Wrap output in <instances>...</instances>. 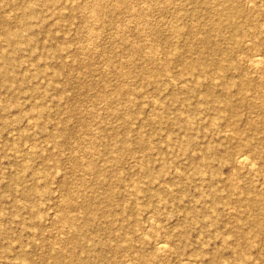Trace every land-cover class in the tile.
<instances>
[{"label": "rangeland", "instance_id": "obj_1", "mask_svg": "<svg viewBox=\"0 0 264 264\" xmlns=\"http://www.w3.org/2000/svg\"><path fill=\"white\" fill-rule=\"evenodd\" d=\"M55 1L0 0V264H264V0Z\"/></svg>", "mask_w": 264, "mask_h": 264}, {"label": "bare ground", "instance_id": "obj_2", "mask_svg": "<svg viewBox=\"0 0 264 264\" xmlns=\"http://www.w3.org/2000/svg\"><path fill=\"white\" fill-rule=\"evenodd\" d=\"M50 3L54 4L56 1L55 0H48ZM124 1V0H123ZM206 1V0H205ZM227 2H229V4L231 3V0H226ZM211 2V1H210ZM196 3V2H195ZM233 3V2H232ZM51 4V5H52ZM228 4V3H227ZM129 5V4H128ZM234 5V4H233ZM117 5L115 4L114 7H116ZM224 6V5H223ZM240 6V5H239ZM258 6V5H257ZM112 7V8H114ZM215 9V8H214ZM220 9V8H219ZM151 10V9H150ZM229 9H220L217 14L219 16V18L221 20H224V21H229L231 20L233 17H232V11H228ZM194 13V12H193ZM97 15V14H96ZM25 16V15H24ZM147 18V17H146ZM225 22V23H226ZM22 23V22H21ZM233 23V21H232ZM85 24V23H84ZM215 24V23H214ZM220 24V23H219ZM25 26L24 23H22V27ZM192 26V25H191ZM216 28V27H215ZM237 29V28H236ZM171 30V29H170ZM174 31V30H173ZM10 31L6 32V39L8 42H10L13 38H16L18 37V35L16 33H9ZM255 32V31H254ZM216 37V36H215ZM258 39V38H257ZM204 40V39H203ZM168 41V40H167ZM198 41V40H197ZM16 42V41H15ZM202 42H205V41H202ZM208 43V42H207ZM15 44V43H14ZM235 44V42H234ZM17 46V45H16ZM132 47V46H131ZM229 52V51H228ZM8 54V53H7ZM170 56V55H169ZM186 56V55H185ZM135 58V57H134ZM171 59V58H170ZM252 62H253V65L255 67H259L262 65V60H261V55L260 54H256L253 56L252 58ZM111 63V62H110ZM142 70V69H141ZM124 73V72H123ZM169 80V79H168ZM211 88V87H210ZM101 96V95H100ZM230 100V99H229ZM225 101V100H224ZM228 104V102H227ZM226 107H228L227 105H225ZM231 107V106H230ZM167 110V109H166ZM148 120V119H147ZM159 121V120H158ZM177 123V122H176ZM178 127V125H177ZM115 137V136H114ZM93 141V140H92ZM97 150V149H96ZM88 152V151H87ZM248 161L249 159L243 155V154H237V156L235 157V164L238 168H246L247 169V173H250L252 171V166L251 167H248L250 166L248 164ZM252 163V162H251ZM254 165V164H253ZM89 168L90 170L93 172H95V174L97 176H101V171L100 170H97L95 169L92 165H89ZM256 168V167H254ZM86 171V170H85ZM93 172V173H94ZM197 172L198 173H201L200 170L197 169ZM181 175V174H180ZM238 186V185H237ZM247 206L249 208H255V209H258V210H262L264 208H261L260 205H261V202L259 200H256V199H249L247 200ZM60 215V214H59ZM73 216V215H72ZM64 221H66V223H69V225H71V227L73 228H76V225L72 222L71 219H65ZM73 243H76V240L73 241ZM155 249H156V253H162V252H165L166 251V246L167 244H165L163 241H157L155 244ZM55 248V247H54ZM164 254H162L163 256ZM55 261L59 262L60 261V256L58 254L55 255Z\"/></svg>", "mask_w": 264, "mask_h": 264}]
</instances>
